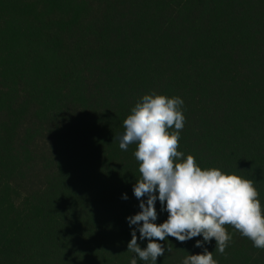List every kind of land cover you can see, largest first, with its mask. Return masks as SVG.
Here are the masks:
<instances>
[{
	"label": "trees",
	"instance_id": "1",
	"mask_svg": "<svg viewBox=\"0 0 264 264\" xmlns=\"http://www.w3.org/2000/svg\"><path fill=\"white\" fill-rule=\"evenodd\" d=\"M150 93L184 101L177 150L252 180L264 210V0H0V264H130L141 174L114 137ZM225 227L218 264H264ZM197 239L158 241L156 264Z\"/></svg>",
	"mask_w": 264,
	"mask_h": 264
},
{
	"label": "clouds",
	"instance_id": "2",
	"mask_svg": "<svg viewBox=\"0 0 264 264\" xmlns=\"http://www.w3.org/2000/svg\"><path fill=\"white\" fill-rule=\"evenodd\" d=\"M183 104L179 96L145 94L123 121L124 133L114 137L123 151L137 145L133 155L141 174L133 185L140 211L126 218L132 237L127 251L136 254L130 264H137V257L156 264L165 254V246L158 241L173 237L183 243L199 236L203 239H197L194 246L203 251L189 254L181 264H218L205 244L214 238L215 251L224 254L232 240L225 225L250 239L253 247L264 249V210L254 182L218 168L202 170L193 155L185 158L177 150L185 122ZM173 127L175 130L169 132ZM127 198L126 193L122 195V199ZM157 200L161 211L168 213L160 224L155 223ZM138 239H146V247L141 248ZM167 251L172 249L167 247Z\"/></svg>",
	"mask_w": 264,
	"mask_h": 264
}]
</instances>
